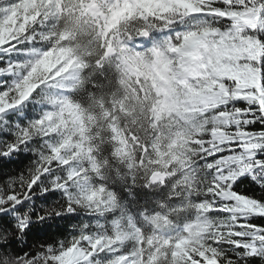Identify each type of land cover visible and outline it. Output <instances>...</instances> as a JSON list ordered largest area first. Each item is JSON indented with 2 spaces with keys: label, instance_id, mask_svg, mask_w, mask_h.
I'll return each mask as SVG.
<instances>
[{
  "label": "snow or ice",
  "instance_id": "6c2138e0",
  "mask_svg": "<svg viewBox=\"0 0 264 264\" xmlns=\"http://www.w3.org/2000/svg\"><path fill=\"white\" fill-rule=\"evenodd\" d=\"M0 264H264V0H0Z\"/></svg>",
  "mask_w": 264,
  "mask_h": 264
}]
</instances>
